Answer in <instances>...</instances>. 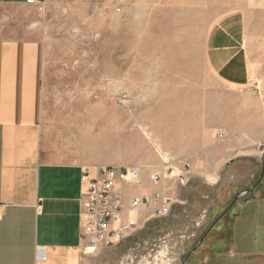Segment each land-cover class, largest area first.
<instances>
[{
	"label": "rangeland",
	"instance_id": "rangeland-1",
	"mask_svg": "<svg viewBox=\"0 0 264 264\" xmlns=\"http://www.w3.org/2000/svg\"><path fill=\"white\" fill-rule=\"evenodd\" d=\"M32 16L44 49L45 135L87 168H141L142 185L126 188L129 204L159 192L176 204L167 217L149 212L154 216L135 234V247L148 241L184 259L193 249L186 243L204 237L214 222L193 237L195 220L207 217L214 201L225 208L226 194L246 190L238 200L249 197L262 175L264 6L48 0ZM236 162L256 170L248 187L228 184V167ZM153 170L164 172L158 183L150 180Z\"/></svg>",
	"mask_w": 264,
	"mask_h": 264
},
{
	"label": "crops",
	"instance_id": "crops-1",
	"mask_svg": "<svg viewBox=\"0 0 264 264\" xmlns=\"http://www.w3.org/2000/svg\"><path fill=\"white\" fill-rule=\"evenodd\" d=\"M28 1L0 0V264H118L139 242L137 235L92 255L84 251L81 179L87 167L66 158L44 133V49L32 15L48 0ZM24 14L31 16H18ZM16 22L32 26L6 29ZM250 166L230 165L228 184L248 187L256 172ZM248 189L249 197L230 209L228 201L246 190L226 194L223 209L214 201L201 225L220 220L204 239L186 243L193 249L182 264H264V175ZM150 211H135L139 229L153 218Z\"/></svg>",
	"mask_w": 264,
	"mask_h": 264
},
{
	"label": "built area",
	"instance_id": "built-area-1",
	"mask_svg": "<svg viewBox=\"0 0 264 264\" xmlns=\"http://www.w3.org/2000/svg\"><path fill=\"white\" fill-rule=\"evenodd\" d=\"M253 1L264 6V0ZM28 3L33 4L34 1L29 0ZM94 170L95 175H91L88 168L85 169L81 179L82 238L86 254H95L103 246L121 244L136 234L139 221L134 212L142 207L156 204V216L161 218L172 214L176 201L164 192L136 197L129 205L125 204L126 188L140 187L143 183L141 168L100 166ZM163 177L164 172L159 170H153L150 174V180L154 183L160 182ZM205 214L192 224L195 231L191 236L196 237V231L201 226L200 220L205 218ZM167 249V246L157 249L156 245L151 247L150 242L143 241L123 257L121 264H182L179 257H174ZM140 250L144 252L136 254ZM37 255L39 260H45L43 249H38Z\"/></svg>",
	"mask_w": 264,
	"mask_h": 264
},
{
	"label": "water",
	"instance_id": "water-1",
	"mask_svg": "<svg viewBox=\"0 0 264 264\" xmlns=\"http://www.w3.org/2000/svg\"><path fill=\"white\" fill-rule=\"evenodd\" d=\"M263 175H264V163H263V169H262V175H261V177H260V179H259V181L262 179V177H263ZM253 189H254V187H253ZM239 197H240V195L239 196H237L235 199H234V201L232 202V204L230 205V207H229V209L238 201V199H239ZM228 209V210H229ZM220 219H218L214 224H213V226L208 230V232L206 233V235L213 229V227L216 225V223L219 221ZM206 235H204V237L206 236ZM204 237H203V239H204ZM202 239V240H203ZM190 256V255H189ZM188 256V257H189Z\"/></svg>",
	"mask_w": 264,
	"mask_h": 264
}]
</instances>
